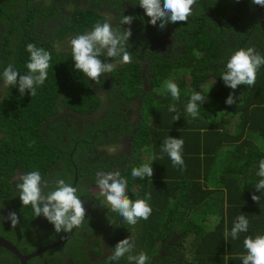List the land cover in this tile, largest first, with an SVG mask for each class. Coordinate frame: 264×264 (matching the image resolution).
<instances>
[{
    "label": "trees",
    "instance_id": "obj_1",
    "mask_svg": "<svg viewBox=\"0 0 264 264\" xmlns=\"http://www.w3.org/2000/svg\"><path fill=\"white\" fill-rule=\"evenodd\" d=\"M87 1L52 0L39 7L32 0H0V23L8 28L0 70L11 63L26 74L29 43L51 54L48 77L34 95L27 90L21 94L14 86L0 87V235L23 255L68 238L27 264H65L63 255L72 264H106L110 249L126 237V221L93 201L90 189L97 172L119 170L128 177L129 198L147 197L152 207L146 220L138 219L142 233H136L133 254L144 251L147 264H242L244 237L264 234V190L254 186L259 159L264 158V66L253 86L234 90L225 86L220 72L239 48L264 53V7L261 22L251 0H195L186 22L161 28L159 20L150 23L144 10L133 5L137 0ZM33 6L44 9V16L31 13ZM17 15L25 28L22 38L16 35ZM124 15L133 16L130 24L120 23ZM106 18L118 31L131 28L132 60L117 64L97 84L74 69L69 42ZM167 32L171 42L158 45ZM169 79L180 90L176 100L164 87ZM206 82L215 84L208 93L202 89ZM193 91L205 99L197 118L185 111ZM229 94L238 97L236 103H225ZM170 104L176 105L175 113L168 111ZM67 110L76 117L66 116ZM168 136L184 141L183 168L173 166L161 151ZM143 163L152 164V177H131L132 167ZM30 170H39L51 182L49 188L57 178L73 185L78 176L77 194L92 202L85 205V220L72 236L56 232L43 216L40 223L30 206H22L15 179ZM9 209L17 214L15 226L3 218ZM241 213L249 219L248 231L225 241V230L230 231ZM14 229L24 232L18 236ZM25 233L28 244L22 241ZM92 239L90 260L87 245ZM3 252L17 259L0 246Z\"/></svg>",
    "mask_w": 264,
    "mask_h": 264
},
{
    "label": "clouds",
    "instance_id": "obj_2",
    "mask_svg": "<svg viewBox=\"0 0 264 264\" xmlns=\"http://www.w3.org/2000/svg\"><path fill=\"white\" fill-rule=\"evenodd\" d=\"M107 2H104V6ZM194 3L195 0H137L133 5L138 4L144 10L145 15L150 17V23L156 24L159 20V26L164 28L169 23L186 22L193 12ZM251 3L258 8L259 5L264 7V0H251ZM132 19L133 16L124 15L120 23L130 24ZM131 34V28L118 31L108 18L97 22L90 31L78 34L69 42L74 69L98 84L103 74L113 72L117 64L131 62L132 53L128 50ZM26 51L29 53V59L25 65L26 74H21L13 64L9 63L0 70V82H2L0 85L14 86L21 94L27 90L30 95H34L37 87L43 85L48 77L51 54L35 43L27 44ZM112 60H115V63L111 62ZM262 66H264V53L255 47L239 48L224 63L220 78L225 86L233 90L240 85L253 86L257 72ZM204 85L207 88L208 82ZM164 87L173 100L179 98L180 90L173 80L165 81ZM211 88L212 90L215 88L213 83ZM237 99L238 97L229 94L225 103L232 105ZM204 102V96L198 91H193L185 105L186 113L192 118H197L198 109ZM168 111L175 113L176 105L170 104ZM178 119L177 113L173 116V120ZM183 144L181 137L172 136L166 137L161 143V151L167 154L173 166L181 168L184 166ZM108 150L114 152L116 149ZM130 174L133 178L152 177V164L143 163L138 167H132ZM256 175L259 180L255 183V188L258 191L264 190V158L259 159ZM75 179L78 180V176ZM49 183L51 182L45 181L39 170H30L17 174L15 189L22 206H30L35 217L43 216L56 232H71L85 220V202L77 194L78 188L75 184L66 183L62 178H57L51 188L48 187ZM128 184V177L121 175L119 170H109L97 173L93 187L98 186L101 190L100 195L111 210L119 213L123 221L129 225H135L138 219L146 220L151 215L152 207L147 197L130 199L127 194ZM46 188H48L47 191H45ZM92 188L90 191L94 197ZM252 199L258 200V196L253 194ZM7 219L13 226L18 223V217L14 211L8 213ZM248 229L249 219L241 213L233 221L230 231L225 230V241L229 237L236 240ZM134 246L135 241L130 236L119 240L106 256V264H114L121 257L126 258L129 264H147V254L142 250L133 254ZM243 247L246 251L240 255L242 264H264V234L255 237L245 236Z\"/></svg>",
    "mask_w": 264,
    "mask_h": 264
},
{
    "label": "flooded vegetation",
    "instance_id": "obj_3",
    "mask_svg": "<svg viewBox=\"0 0 264 264\" xmlns=\"http://www.w3.org/2000/svg\"><path fill=\"white\" fill-rule=\"evenodd\" d=\"M33 2H35L36 4H37V6H39V7H42V6H44V7H46L52 0H32ZM57 2H62L63 0H56ZM67 1H70V0H67ZM73 2H79V1H84L85 3L87 2V0H72ZM29 5V4H28ZM37 6H33V7H30L29 8V11L31 12V13H39V12H41V15H43L44 16V13L42 12V11H44V9H39ZM16 23H17V25H16V28H15V30H16V35L18 34V36L19 37H17V38H22V36L20 35L21 34V31L22 30H25V28L24 27H20V24H21V20L18 18V15H17V18H16ZM163 36H166L167 38H166V40H163V41H161V42H157V43H159L158 45H161V46H163L164 44L166 45V44H168V42H171V33L170 32H167V33H164L163 34ZM7 41H8V28H6L5 27V25H4V23H0V50H1V46L4 44V43H7ZM156 41H158V40H156ZM68 44L69 43H67V41L65 42V44L64 45H66V47H68ZM170 47H171V44H170ZM163 49H164V47H163ZM170 51H171V48L169 49ZM0 84H2V82H0ZM0 87H3V86H1L0 85ZM65 113H66V116H68V117H72V118H75L76 116H75V114H74V112L72 113L70 110H67V111H65ZM68 121V120H67ZM98 173V172H97ZM97 173H96V176H97ZM74 184L77 186L78 185V182H77V179H75V181H74ZM92 200L94 201L95 200V198L93 197L92 198ZM92 202V201H91ZM91 202H89V203H87V202H85V204H84V206L86 205L87 207L88 206H90V203ZM93 206L94 207H97L98 206V202H95L94 204H93ZM101 211V210H100ZM8 212H11V210L9 209L8 210ZM5 221L6 222H8V219L5 217ZM40 223H43V218L42 217H40ZM8 228H5V230L4 231H6ZM37 228L36 227H34V229L33 230H36ZM17 233H19V235L18 236H20L21 234H22V232H24V230L23 231H21V230H18V229H14ZM46 230V229H45ZM103 232H104V230H103ZM107 232L108 231H106V234H107ZM70 234V235H69ZM69 234L67 235V236H72V234H74V229L71 231V232H69ZM11 236V235H10ZM109 235L107 234V237H108ZM0 237H2V238H4L3 236H1L0 235ZM63 238V237H62ZM60 239V240H58V239H55V240H58V241H56V242H54V243H51V244H49V245H53L52 247H50V248H53V247H55V246H59V245H61L62 244V242H64L66 239H68V238H64V239ZM5 240H7L8 242H10V243H12L16 248H17V245L16 244H14V242L13 241H11L10 239H7V238H4ZM22 241H23V243H29V241H30V236L28 237V234L27 233H25V234H23V239H22ZM93 242H94V240L92 239V240H90V242L88 243V245H87V248L89 249L88 250V254H89V259L90 260H93V257H94V252L92 251V247H93ZM49 245H46V246H49ZM1 246V245H0ZM46 246H43L42 248H44V247H46ZM2 247V246H1ZM50 248H48L47 250H49ZM19 250V249H18ZM47 250H45V251H47ZM21 252V251H20ZM42 253V252H41ZM22 254V253H21ZM87 254V255H88ZM15 255V254H14ZM27 255H29V254H27ZM16 256V255H15ZM36 256V255H35ZM0 257L2 258L1 260H0V264H23V262H22V259H20L19 257H17V259L16 258H14L13 256H9V254L7 253V252H3V253H0ZM34 257V256H33ZM32 258V257H31ZM30 258V259H31ZM63 259H64V262L63 263H65V264H72L73 263V260L71 259V258H69V256L68 255H63ZM29 261V260H28ZM27 261V262H28ZM44 261V263L45 264H48L45 260H43ZM40 262L41 261H38V262H36V264L38 263V264H40ZM55 262V261H54ZM55 264H59V262H55Z\"/></svg>",
    "mask_w": 264,
    "mask_h": 264
},
{
    "label": "rangeland",
    "instance_id": "obj_4",
    "mask_svg": "<svg viewBox=\"0 0 264 264\" xmlns=\"http://www.w3.org/2000/svg\"><path fill=\"white\" fill-rule=\"evenodd\" d=\"M186 79L188 81H190V79L188 78V73L186 74ZM211 86H212V84H208L207 88L205 89L206 93L212 91ZM204 87H205V85L202 87V89ZM100 191L101 190L98 188V186H96L95 188L94 187L92 188V193H93L94 197L98 201H100V203L102 204V207H104L106 209L110 208V206L107 204V202L104 200V198L100 195ZM130 198H133V196H131ZM139 226H141V224H139L138 221H137V223L135 225H129V224H127V222H125V228L127 229V231L125 233V236L126 237L130 236L131 239L135 241L136 233H139V234L142 233L141 227H139ZM138 238H139V235L136 238L137 246H139ZM120 259L123 260V262L120 260V264H129V262L126 260V258L121 257Z\"/></svg>",
    "mask_w": 264,
    "mask_h": 264
},
{
    "label": "water",
    "instance_id": "obj_5",
    "mask_svg": "<svg viewBox=\"0 0 264 264\" xmlns=\"http://www.w3.org/2000/svg\"><path fill=\"white\" fill-rule=\"evenodd\" d=\"M259 10H260V17L259 20L262 22L263 21V8L262 6L259 5ZM262 25L264 27V24L262 22ZM0 245L6 249H8L9 251H11L13 254H15L17 257H19L20 259H22L23 264H27V261L35 256L40 254L41 252L47 250L48 248L52 247L53 245H49L46 246L44 248H41L39 250L34 251L33 253L29 254V255H23L21 254V252L18 250V248H16L12 243L8 242L7 240H5L4 238L0 237Z\"/></svg>",
    "mask_w": 264,
    "mask_h": 264
},
{
    "label": "bare ground",
    "instance_id": "obj_6",
    "mask_svg": "<svg viewBox=\"0 0 264 264\" xmlns=\"http://www.w3.org/2000/svg\"><path fill=\"white\" fill-rule=\"evenodd\" d=\"M70 235V234H69Z\"/></svg>",
    "mask_w": 264,
    "mask_h": 264
}]
</instances>
